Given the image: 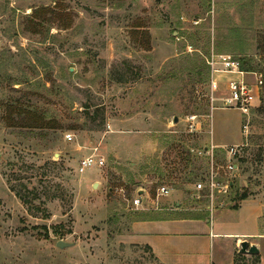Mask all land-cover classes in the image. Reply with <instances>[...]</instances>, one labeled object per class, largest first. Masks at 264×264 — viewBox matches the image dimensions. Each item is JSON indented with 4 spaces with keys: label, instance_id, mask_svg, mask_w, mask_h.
<instances>
[{
    "label": "rangeland",
    "instance_id": "rangeland-1",
    "mask_svg": "<svg viewBox=\"0 0 264 264\" xmlns=\"http://www.w3.org/2000/svg\"><path fill=\"white\" fill-rule=\"evenodd\" d=\"M210 53L264 80V0H0V264H158L129 237L139 211L162 216L179 203L211 232L220 223L251 232L249 215L229 210L245 190L239 207L260 211L264 233V89L247 116L211 114L198 97ZM17 110L57 128L22 127ZM91 154L103 165L78 174ZM210 173L227 186L212 202L195 190ZM160 185L168 196L156 197ZM256 256L235 251L231 264Z\"/></svg>",
    "mask_w": 264,
    "mask_h": 264
},
{
    "label": "crops",
    "instance_id": "crops-1",
    "mask_svg": "<svg viewBox=\"0 0 264 264\" xmlns=\"http://www.w3.org/2000/svg\"><path fill=\"white\" fill-rule=\"evenodd\" d=\"M137 195L141 202L143 198L145 200L144 191L139 190ZM179 205L175 203L174 208L160 209L169 212L162 216L139 211L141 218L130 226L131 242L146 247L158 264H231L233 252L238 253L240 242L253 239L251 244L258 248L259 262L264 264V233L260 230L257 208L246 204L235 210L229 208L239 214H248L253 231L238 232L220 223L216 231L211 232L209 219L203 218L201 211L193 209L194 213H180L183 211ZM157 206L153 207L154 210ZM214 240L222 241L215 245Z\"/></svg>",
    "mask_w": 264,
    "mask_h": 264
},
{
    "label": "built area",
    "instance_id": "built-area-1",
    "mask_svg": "<svg viewBox=\"0 0 264 264\" xmlns=\"http://www.w3.org/2000/svg\"><path fill=\"white\" fill-rule=\"evenodd\" d=\"M205 65L209 75L207 89L205 92L198 91V97L207 103L211 114L215 109H222L238 111L245 116L249 115L259 101V94L264 83L262 74L256 71L243 70L241 60L227 54L210 53L205 58ZM222 75H232L236 78L220 81L219 76ZM185 123L190 132H197L200 127L199 117L195 114L187 115ZM65 137L68 140L71 139L70 134L65 135ZM227 154L230 158H234L238 153L234 147H230L227 149ZM102 165L103 159L96 154H91L79 159L76 171L78 174H83L91 168H98ZM227 168L232 170L234 166L229 164ZM226 187L225 184L219 182L216 175L210 173L206 183H197L195 190L197 192L206 191L208 199L212 202L214 191L216 189L224 191ZM168 194L167 186L160 185L157 187L156 197H166ZM131 204L134 208H138L141 205L140 198L135 197Z\"/></svg>",
    "mask_w": 264,
    "mask_h": 264
},
{
    "label": "trees",
    "instance_id": "trees-1",
    "mask_svg": "<svg viewBox=\"0 0 264 264\" xmlns=\"http://www.w3.org/2000/svg\"><path fill=\"white\" fill-rule=\"evenodd\" d=\"M241 63H242L241 67L243 70H245V71H256V70H253L251 67H249V65L246 62L241 61ZM263 89H264V83H263ZM12 108H14V107H12ZM17 117H18L17 124L22 126V127H29L32 129H39V130L48 129V128L49 129L57 128L55 125L45 122L42 115H40L36 112H33V111L29 112V111H25V110H17ZM10 124H13V123H10ZM181 159H184L185 163L189 164L191 162V156H190L189 151L184 152L183 155L181 154ZM171 175H172V171L169 172L170 178H171ZM184 181L189 182L190 179L185 178ZM138 185H139V183L132 182L131 186L133 187V186H138ZM129 190H130V188L126 187V192H129ZM151 190H152V192H151L152 198H154L155 197L154 188H152ZM16 196H18L23 201V197L21 195L16 193ZM247 197H248V194H247L246 190L243 191L241 194L236 195V197L234 198V203L232 202L233 205H231L229 208L233 209V210L237 209L239 207V203L246 200ZM237 255L241 256V254H239V253H237ZM256 257H258V256H256Z\"/></svg>",
    "mask_w": 264,
    "mask_h": 264
},
{
    "label": "water",
    "instance_id": "water-1",
    "mask_svg": "<svg viewBox=\"0 0 264 264\" xmlns=\"http://www.w3.org/2000/svg\"><path fill=\"white\" fill-rule=\"evenodd\" d=\"M177 118L174 119L175 122H177ZM97 183L93 184V187H96ZM66 246L65 243H63L62 241H59L57 243V247H64ZM238 253L241 255H249V256H255L259 254V250L256 247V245L254 244H250L247 240H243L240 242L239 244V249H238Z\"/></svg>",
    "mask_w": 264,
    "mask_h": 264
}]
</instances>
